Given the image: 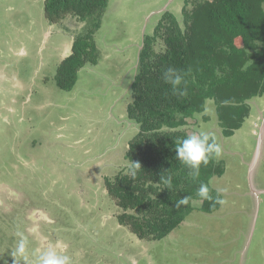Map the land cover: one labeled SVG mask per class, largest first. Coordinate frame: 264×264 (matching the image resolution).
<instances>
[{
  "label": "rangeland",
  "instance_id": "1",
  "mask_svg": "<svg viewBox=\"0 0 264 264\" xmlns=\"http://www.w3.org/2000/svg\"><path fill=\"white\" fill-rule=\"evenodd\" d=\"M182 4L109 0L94 35L97 63L64 91L52 51L64 40L45 48L44 0H0V264H13L17 232L31 257L62 242L73 264H264V157L250 170L264 95L248 101L251 114L230 139L215 118L198 126L219 137L224 172L209 180L219 210L193 209L165 237L140 240L118 223L107 194L105 179L125 173L124 142L138 131L123 117L143 37L165 10L181 21Z\"/></svg>",
  "mask_w": 264,
  "mask_h": 264
},
{
  "label": "trees",
  "instance_id": "2",
  "mask_svg": "<svg viewBox=\"0 0 264 264\" xmlns=\"http://www.w3.org/2000/svg\"><path fill=\"white\" fill-rule=\"evenodd\" d=\"M108 1L44 0L41 15L48 27L74 35L70 55L54 74L59 89L70 91L80 69L96 65L94 35ZM182 1L181 21L171 11L162 12L152 32L144 35L132 69L127 122L137 125L138 131L124 145L127 160L139 163L141 169L135 178L120 171L105 180L118 223L140 240L165 237L193 209L204 213L217 209L220 198L213 191L211 201L193 205L192 200L200 199L196 192L201 183L210 187L211 176L224 171L220 153L201 165L193 179L176 159L175 146L200 131L202 123L212 124L213 118L221 136L230 139L251 114L248 101L264 94V0ZM52 38L51 33L46 36V49ZM169 66L183 73L186 83L181 87H186L187 95L174 96L162 80ZM211 134L219 145V137ZM167 174L173 176L170 189L162 188L160 181ZM184 196L191 197L189 203L177 206Z\"/></svg>",
  "mask_w": 264,
  "mask_h": 264
},
{
  "label": "clouds",
  "instance_id": "3",
  "mask_svg": "<svg viewBox=\"0 0 264 264\" xmlns=\"http://www.w3.org/2000/svg\"><path fill=\"white\" fill-rule=\"evenodd\" d=\"M57 39H63L65 41L64 38L58 37ZM72 43H73V36H71L70 52L66 56L70 55V53H71ZM56 69H57V67H56ZM162 80L164 81V83L171 86V91H172V94L174 96L183 97V96L187 95L186 87H181L182 84L186 83L184 81V75L181 72V70L174 68V67H171V66L167 67L162 72ZM129 91H130V88H129ZM128 93L129 92H127V94ZM130 94H131V92L128 94V97H127L129 99V102L131 101ZM260 97H262V95ZM260 97H255L253 99L256 100V98H260ZM120 98L121 97H119L117 100L119 101ZM129 102H128V104H129ZM128 104H127V106H128ZM123 118H124V120L127 118V110L125 111V115ZM263 118H264V115H263ZM260 122H262V121H260ZM130 123L132 125V122H130ZM259 126H257L258 130L260 129ZM106 136H108V134L104 135V138ZM262 137H263V141H262V146H263L264 135ZM256 141H257V139H256ZM255 149H256V144H255ZM126 150H127V148L125 147V150H124L125 160H127ZM262 151H263L262 147H261V150L259 152L254 151V158H253V162H252V163H254V165L256 164L255 159L257 158V154L261 155ZM175 152H176V159H178L180 161V163L185 168L188 169V175L190 177H192L193 179H195L200 174L201 165L206 166L209 163L210 159L213 157V155L218 156L220 153V148L214 142V137L212 136V134L210 132L193 131L191 134L187 135L185 138H183L179 141V143L175 146ZM140 169H141V166L139 163L133 162L131 160H127L125 163V168H124L125 174L129 175L132 178L136 177V175L140 171ZM223 172H222V174H223ZM221 175H212L211 181H214V179L216 177H219ZM105 180H109V179H105ZM160 181L163 184L162 188L170 189L172 187V183H173V176L171 174H167L165 176H162L160 178ZM211 191H213V190L212 189L210 190V187L208 186V184L201 183L199 188L197 189V192H196V195L200 199H193L192 200L193 205L195 203H200L203 200H209V201L213 200V196L211 194ZM220 192L222 193V191H220ZM213 193L215 194L214 191H213ZM190 199H191V197H189V196H184V197L180 198L177 201V206L188 204ZM218 202H219V204H218V207L216 210H213L211 212H206V213H212L214 211L219 210V208L221 207V203H223V201L220 199V200H218ZM16 235L18 237L17 242H16V248L13 251L11 257L13 258V264H24V262L29 260V246H30L31 242H30L28 236L24 232H17ZM66 249H67V245L63 244L62 242L49 243L45 248L35 250L32 253V255L34 256V260L32 261V264H73V259L70 255H68L66 253Z\"/></svg>",
  "mask_w": 264,
  "mask_h": 264
},
{
  "label": "crops",
  "instance_id": "4",
  "mask_svg": "<svg viewBox=\"0 0 264 264\" xmlns=\"http://www.w3.org/2000/svg\"><path fill=\"white\" fill-rule=\"evenodd\" d=\"M54 32L57 35H55ZM49 33H51L54 37L57 36L56 38L59 37V38H64L65 39L64 45L56 46L54 49H52L53 52H56L58 54V56L61 57V59H63L70 52V47H71V36L72 35H68L67 33L72 34V32H70V31H68L66 29L57 28V27L49 28L48 25H47L46 26V29H45V32H44V35H43L44 42H45L46 36H48ZM41 38H42V36L39 39H41ZM114 99H118V97H116ZM235 134H236V132H235ZM250 149H251V154H253L252 156L254 158V151L257 152L256 149H255V143H253V145L251 146ZM262 149L264 150V144L262 146ZM263 157H264V152L263 151H262V154L261 155L260 154H257V158L255 159L256 167L260 163V160ZM254 171H255V169H254ZM253 176H254V172H253ZM223 194H227V193H223Z\"/></svg>",
  "mask_w": 264,
  "mask_h": 264
},
{
  "label": "water",
  "instance_id": "5",
  "mask_svg": "<svg viewBox=\"0 0 264 264\" xmlns=\"http://www.w3.org/2000/svg\"><path fill=\"white\" fill-rule=\"evenodd\" d=\"M262 129L264 130L263 126H262V122H261V127H260V136L257 139V143H256V151H260L261 147H262V141H263V134H262ZM254 167V163L251 164L250 170H252V168Z\"/></svg>",
  "mask_w": 264,
  "mask_h": 264
},
{
  "label": "flooded vegetation",
  "instance_id": "6",
  "mask_svg": "<svg viewBox=\"0 0 264 264\" xmlns=\"http://www.w3.org/2000/svg\"><path fill=\"white\" fill-rule=\"evenodd\" d=\"M16 231H18V230H16ZM3 250H6V248H3ZM3 250H2V252L5 253V251H3ZM2 252H0V254H1ZM3 253H2V254H3ZM33 260H34V258L31 257V256L29 255V260L26 261V262H31V263H32Z\"/></svg>",
  "mask_w": 264,
  "mask_h": 264
}]
</instances>
